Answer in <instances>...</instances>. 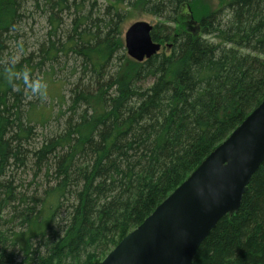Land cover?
Returning a JSON list of instances; mask_svg holds the SVG:
<instances>
[{
    "label": "trees",
    "instance_id": "trees-1",
    "mask_svg": "<svg viewBox=\"0 0 264 264\" xmlns=\"http://www.w3.org/2000/svg\"><path fill=\"white\" fill-rule=\"evenodd\" d=\"M198 1L0 0V264H100L263 102L264 0ZM132 11L165 45L142 63ZM192 264H264V163Z\"/></svg>",
    "mask_w": 264,
    "mask_h": 264
},
{
    "label": "water",
    "instance_id": "water-1",
    "mask_svg": "<svg viewBox=\"0 0 264 264\" xmlns=\"http://www.w3.org/2000/svg\"><path fill=\"white\" fill-rule=\"evenodd\" d=\"M154 26L131 24L124 33L130 59L142 63L162 50ZM264 163V100L242 124L100 264H192L225 216L240 210Z\"/></svg>",
    "mask_w": 264,
    "mask_h": 264
},
{
    "label": "rangeland",
    "instance_id": "rangeland-1",
    "mask_svg": "<svg viewBox=\"0 0 264 264\" xmlns=\"http://www.w3.org/2000/svg\"><path fill=\"white\" fill-rule=\"evenodd\" d=\"M219 5H220L219 0H199L198 3L196 4V9H197L198 13H201V12L203 13L205 10H211V9L214 10V9L218 8ZM182 18H183V20H182V26L183 27L196 26V21L194 19H192L191 17H188V16L185 15V17L183 16ZM137 21H145V22L150 23L153 26H155L156 23L159 22V20H157L156 18H153V17L148 16V15L141 14L140 12L132 11L129 20L127 21V23L124 26V33H125V31L127 30V28L131 24H133V23H135ZM163 47H165V45H163L162 48ZM35 99H37V98L34 97V100ZM50 102H52L51 98H50V96H47V97H45L43 99L42 106L48 107V105H49V108H50ZM57 110H58V108L56 109V111ZM51 130H53V127L49 128V131H51ZM108 254H107V256H108Z\"/></svg>",
    "mask_w": 264,
    "mask_h": 264
},
{
    "label": "clouds",
    "instance_id": "clouds-1",
    "mask_svg": "<svg viewBox=\"0 0 264 264\" xmlns=\"http://www.w3.org/2000/svg\"><path fill=\"white\" fill-rule=\"evenodd\" d=\"M15 63L16 59L12 58L10 62L11 67H9L7 70L9 83H13L17 79H22L24 86L30 91L31 94L45 97L47 95L46 82L38 78H32L30 71L27 68H24L20 71L14 70Z\"/></svg>",
    "mask_w": 264,
    "mask_h": 264
}]
</instances>
